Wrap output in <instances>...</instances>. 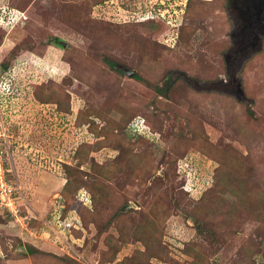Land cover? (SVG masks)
<instances>
[{"label": "rangeland", "instance_id": "obj_1", "mask_svg": "<svg viewBox=\"0 0 264 264\" xmlns=\"http://www.w3.org/2000/svg\"><path fill=\"white\" fill-rule=\"evenodd\" d=\"M184 1L0 0V264H264V37Z\"/></svg>", "mask_w": 264, "mask_h": 264}, {"label": "water", "instance_id": "obj_2", "mask_svg": "<svg viewBox=\"0 0 264 264\" xmlns=\"http://www.w3.org/2000/svg\"><path fill=\"white\" fill-rule=\"evenodd\" d=\"M234 7L237 8L238 16L241 18V23H237V29L233 30V35L237 37L235 43H238V47H242L241 50L244 51L241 57L249 55L251 52L259 50L262 48V36L249 30L254 20H262L264 14V0H233ZM233 38V37H232ZM55 41H58L55 38ZM65 46L66 42L61 41ZM246 44H251L250 50L246 48ZM248 51V52H247ZM231 57V51L226 54V58ZM122 72H127L132 75L133 70L123 68L122 66L118 67ZM238 95L245 97L243 88L238 83Z\"/></svg>", "mask_w": 264, "mask_h": 264}, {"label": "trees", "instance_id": "obj_3", "mask_svg": "<svg viewBox=\"0 0 264 264\" xmlns=\"http://www.w3.org/2000/svg\"><path fill=\"white\" fill-rule=\"evenodd\" d=\"M189 3H190V1L188 0V3H187V6H186V11H187V9H188V5H189ZM186 14H187V12H186ZM148 19H149V17H148ZM150 19H152V18H150ZM183 25V24H182ZM182 25H180L179 27H178V31H181V28H182ZM263 45V44H262ZM234 48H236V46H234ZM233 48V49H234ZM232 49V50H233ZM5 65H7V64H5ZM112 66H113V64H112ZM120 71V70H119ZM158 90H161V88H159ZM245 93V92H244ZM35 99H37V100H39V101H41L42 103H56L57 104V110L58 111H61V112H63V113H65L66 111H65V100H63V99H61V98H59V99H57L53 94H52V92H51V90L48 88V87H46V85L45 84H42V85H40V86H38V89L35 91ZM137 117V116H136ZM135 118V117H134ZM133 122V121H132ZM132 122H131V120L129 121V125H128V127H130L131 125H132ZM140 136H143L144 137V135H140ZM183 160V158H180L178 161H177V171L182 175V178L184 179L185 178V180H186V182L188 181L187 179H188V176H187V171L184 169V168H182V163H181V161ZM178 166H179V168H178ZM198 176H202V175H199V174H197ZM197 177V176H196ZM195 177V179H197ZM186 182L182 185V188L186 191V192H189L190 190H189V188L187 187V188H185L184 187V185L186 184ZM188 183V182H187ZM81 190H85L87 193H88V197H89V201L88 202H86V201H83V200H81L80 199V197H79V192L81 191ZM63 194H61V195H59L58 196V198L61 200V203L64 205V207L61 209L62 210V212L63 213H65V211H71V210H75L76 211V213L79 215L80 214V211H81V209L82 208H87V209H90V208H92L93 207V205H94V201H93V196H92V194H91V192L88 190V189H86L85 187H79L78 188V190H77V192L75 193V197H73V198H71V203H70V205H72L73 206V204L75 203V201L76 202H79L80 204H81V208H79L80 210L78 211V210H76V209H74V207H70V208H67L66 206H67V204H66V201H67V199L64 197V195H65V193L64 192H62ZM68 205H69V203H68Z\"/></svg>", "mask_w": 264, "mask_h": 264}, {"label": "flooded vegetation", "instance_id": "obj_4", "mask_svg": "<svg viewBox=\"0 0 264 264\" xmlns=\"http://www.w3.org/2000/svg\"><path fill=\"white\" fill-rule=\"evenodd\" d=\"M232 7H233V10L235 11V16L233 18V28H234L233 30H236L238 21H239V23H241V18L238 16L239 11L237 13V8L234 7L233 4H232ZM233 30H232L231 36L233 37L232 40H233L234 46H236V48H237L235 50V56H234V58L237 60V58H238V56L236 57L237 53L240 52V56H242V53L244 51L241 50L242 47H240V48L238 47V43H235V41L237 40V37L235 35H233ZM249 30H251L253 32H256L257 34H259V35L264 37V14H263V19L262 20H260V19L259 20H254V22L252 23V25L249 28ZM250 47H251V44H246V48H248V51L250 50ZM232 49L233 48H231L229 50V51H231V57L230 58H226V54L227 53L225 54V60H226L227 64H230L232 59H233V55H232L233 50ZM6 71H7V65H0V77L3 76L4 72H6ZM232 77L234 78V76H232ZM45 104H55L57 106L56 103H45Z\"/></svg>", "mask_w": 264, "mask_h": 264}, {"label": "built area", "instance_id": "obj_5", "mask_svg": "<svg viewBox=\"0 0 264 264\" xmlns=\"http://www.w3.org/2000/svg\"><path fill=\"white\" fill-rule=\"evenodd\" d=\"M186 3H187V0L184 1V6L186 5ZM8 5H9V3H8ZM7 7L10 8L9 6H7ZM2 9H3V11H2ZM0 11H1L0 12V24H2L3 23L2 21H4V16L6 15L5 14L6 9L4 10V7L1 6V4H0ZM139 120H141V121H139ZM134 121L141 122L143 125L148 126L145 123V121L143 120V118H140V119L136 118ZM132 124H133V122H132ZM78 194H79L80 199L83 201H85L86 198L88 197L85 190H81ZM0 204H4L5 207H7V209H9V211L13 215H15V213H13V210H16V212H17V206L14 205V201L12 199V187L9 186L8 184L4 183L2 180V177H0ZM60 219L62 220L61 216H60Z\"/></svg>", "mask_w": 264, "mask_h": 264}, {"label": "crops", "instance_id": "obj_6", "mask_svg": "<svg viewBox=\"0 0 264 264\" xmlns=\"http://www.w3.org/2000/svg\"><path fill=\"white\" fill-rule=\"evenodd\" d=\"M56 201H57V199H56ZM60 202V201H59ZM61 206H63V205H61ZM47 220V219H46ZM45 220V221H46ZM48 221V220H47ZM43 245H45L46 247H52L51 249H56V247L54 246V245H52L50 242H48V241H45L44 243H43Z\"/></svg>", "mask_w": 264, "mask_h": 264}, {"label": "clouds", "instance_id": "obj_7", "mask_svg": "<svg viewBox=\"0 0 264 264\" xmlns=\"http://www.w3.org/2000/svg\"><path fill=\"white\" fill-rule=\"evenodd\" d=\"M187 3H188V1H187ZM187 3H186V6H187ZM182 23L183 22H180V25H182ZM179 27V26H178ZM61 205H63V204H61ZM62 208L64 207V205L63 206H61ZM62 211V210H61Z\"/></svg>", "mask_w": 264, "mask_h": 264}]
</instances>
